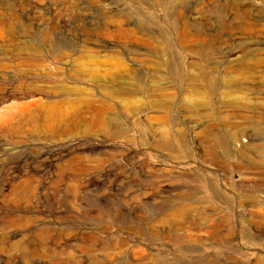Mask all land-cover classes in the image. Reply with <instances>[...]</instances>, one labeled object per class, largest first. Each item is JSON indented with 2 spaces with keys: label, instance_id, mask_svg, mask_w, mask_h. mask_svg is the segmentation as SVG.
<instances>
[{
  "label": "rangeland",
  "instance_id": "1",
  "mask_svg": "<svg viewBox=\"0 0 264 264\" xmlns=\"http://www.w3.org/2000/svg\"><path fill=\"white\" fill-rule=\"evenodd\" d=\"M172 1L0 0V54L7 62L19 61L12 54L25 53L32 41L49 70L70 57L86 72L83 80L73 72L55 77L68 88L38 95L45 109L83 94L108 100L91 78L128 75L131 66L139 90L129 108L109 99L106 113L124 131L117 137L96 128L58 138L40 125L10 128L21 99L0 102V264H249L255 258L264 264V203L241 196L233 143L216 140L227 139L230 130L252 131L260 123L254 112L207 129L154 127V53L166 43L164 31L172 43L165 50L183 66L194 58L189 46L207 50L213 43L212 60L222 75L225 55L233 58L234 51L251 53L249 62L253 54L264 59V0H208L189 13L207 40L186 48L178 45ZM233 1L249 3V16L237 15ZM52 48H61L63 57L52 59ZM78 49L96 52L81 56ZM259 69L250 80L260 79L264 89V61ZM34 71L36 65L25 73ZM17 72L0 76V83L10 86L8 77ZM258 101L248 104L263 110ZM170 117L205 122L213 116L175 108ZM257 127L264 137V124ZM54 151L58 159L49 157ZM19 156L23 169L14 167ZM252 179L264 190V160ZM174 208L180 217L170 214Z\"/></svg>",
  "mask_w": 264,
  "mask_h": 264
},
{
  "label": "bare ground",
  "instance_id": "2",
  "mask_svg": "<svg viewBox=\"0 0 264 264\" xmlns=\"http://www.w3.org/2000/svg\"><path fill=\"white\" fill-rule=\"evenodd\" d=\"M207 1H172L173 11L179 16L175 24L179 46L186 48L188 42L194 43L207 40L208 33L195 27L189 19V13L199 12ZM230 4L237 15L249 16V6H251L249 3L239 4L237 1H233ZM206 19L208 18L205 17L203 21L207 22ZM243 21L247 25L252 24L246 19ZM164 34L167 39L165 31ZM166 39H163L166 41L165 44L162 43L163 41L159 42L162 47L154 53V111L158 113L154 114V127L164 131L171 128H194L197 126L207 129L231 124L232 118L245 115L247 112H254L260 123H255L251 128L252 131L230 130L227 139H221V136L217 135L216 140L226 143L229 147L233 143L234 169L235 173L240 176L241 196L252 203L256 201L264 203L262 183L254 182L252 179L257 163L264 160V137L258 136L260 127H257L264 124V108L262 107L263 110L258 111L253 105L248 104V101H251L252 98L253 101L259 100L260 103L264 101L263 82L260 79L257 81L250 80V76L254 77L260 71L259 65L263 64L264 59L257 54H253L251 56L253 62H249L250 60L247 61L246 58L251 53L243 52L239 55L237 51H234L232 53L233 58H228L225 55L222 75H220L214 64L215 61L212 60L215 57L213 51L216 50L212 51L213 43H206V48H211L207 50L199 45L192 44V46H189L188 50L194 55V58L183 66L178 55L173 56L170 51L165 50V48L172 47V43ZM25 47H27L23 50L25 53L15 52L12 54L14 59H20L14 63L7 62L5 55L0 54L1 77L8 74L13 68L18 71L16 75L11 74L8 77L10 86L6 87L3 83H0V102L7 100L9 97L21 99L20 109L18 108L15 114L10 116L6 124L7 127L20 128L28 124L40 125L44 131L48 130L56 135L55 138L66 136L79 128L85 131L96 128L101 131H109L113 137L124 136L122 127L116 122L117 118L106 112L112 108L109 99H113L125 108H129L134 98H136L135 96L139 93V90L136 83L131 80V74L135 71V66L129 68L128 75L117 71L115 73L106 72L103 76L94 75L91 78L98 89L104 90L103 95L108 100L93 94H87L86 96H83V94L68 100L66 104L63 103L59 106L46 105L47 109H45L40 100L41 98L37 97L38 95L50 92L49 90H52L54 86L58 89L59 87L68 88L65 85L61 86L56 83L55 77L62 75V78H64V75L68 72H73L76 79L83 80L86 78V72L82 68L75 67L70 57L60 62L62 64L61 68L67 70V72L60 67H57V71H51L47 67L49 62L45 61L38 47L32 46V41L29 44L27 43ZM76 51L81 56L87 53L92 55L96 52L93 49H78ZM205 51L210 53L207 58ZM47 54L55 60V57L62 58L64 51L61 48H52L50 51L48 50ZM32 65H36L37 71L25 73L26 68ZM23 66L27 67L24 68ZM82 67L85 68L87 65L83 63ZM28 74L31 75L32 79H28ZM50 74H53L51 78L44 81L39 80L42 76ZM17 79L19 82L13 85L12 82ZM250 89L253 93H256L254 96H250L247 91ZM175 108L188 113L208 114L213 117L209 118L211 121L205 122L192 119L177 120L170 117ZM214 115L218 118H215ZM220 118L223 120L219 121ZM0 126L4 125L0 124ZM54 156V159H56L57 152L55 151L49 154L51 158ZM20 158L21 156L17 157L14 167L23 169ZM27 158L29 157H26L25 162L28 164ZM93 180L96 181L97 179L94 178ZM170 211V214L180 217L181 213L177 208ZM207 218H211V215H207ZM249 264H263V262L261 259L255 258Z\"/></svg>",
  "mask_w": 264,
  "mask_h": 264
}]
</instances>
